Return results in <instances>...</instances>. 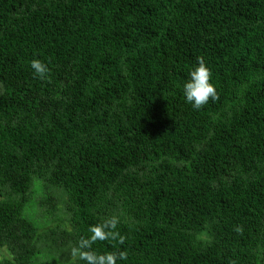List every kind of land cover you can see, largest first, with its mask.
Wrapping results in <instances>:
<instances>
[{
    "label": "trees",
    "instance_id": "16d2710c",
    "mask_svg": "<svg viewBox=\"0 0 264 264\" xmlns=\"http://www.w3.org/2000/svg\"><path fill=\"white\" fill-rule=\"evenodd\" d=\"M35 178L65 191L63 246L116 214L125 242L93 248L117 264H264V0H0V264L51 254Z\"/></svg>",
    "mask_w": 264,
    "mask_h": 264
},
{
    "label": "clouds",
    "instance_id": "9594fccd",
    "mask_svg": "<svg viewBox=\"0 0 264 264\" xmlns=\"http://www.w3.org/2000/svg\"><path fill=\"white\" fill-rule=\"evenodd\" d=\"M33 75L40 80H50V68L40 59L31 61ZM212 70L208 67L203 56L197 57V66L190 71V78L183 86V94L186 102L196 110L201 109L209 100H219V94L214 83H212ZM120 217L116 214L103 219L101 222L89 227V236H81L75 246L70 249V264L77 259L85 264H117L118 260H126V250H114L100 253L93 248L97 241H118L123 244L126 236L118 231ZM235 231L242 232V227Z\"/></svg>",
    "mask_w": 264,
    "mask_h": 264
},
{
    "label": "rangeland",
    "instance_id": "374dc122",
    "mask_svg": "<svg viewBox=\"0 0 264 264\" xmlns=\"http://www.w3.org/2000/svg\"><path fill=\"white\" fill-rule=\"evenodd\" d=\"M63 192L65 191L62 188L47 186L42 179L35 178L32 184L31 199L23 212L24 216L30 219L39 229H45L49 225L57 231L42 241L43 246H51V254H44L40 257L44 264H70L71 247L66 242L65 246L61 245L62 241L58 238L61 235L60 225L69 224L66 213V196ZM45 194L51 195L54 199L46 204L47 207L38 206L39 200ZM54 238L58 239L55 244L52 243ZM5 257H11V255L6 247L0 246V259Z\"/></svg>",
    "mask_w": 264,
    "mask_h": 264
}]
</instances>
